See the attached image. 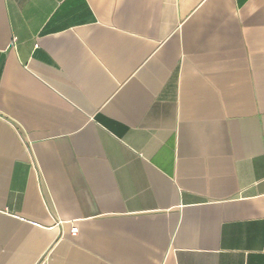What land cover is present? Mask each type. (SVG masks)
I'll return each mask as SVG.
<instances>
[{
    "label": "crops",
    "instance_id": "0c3cea01",
    "mask_svg": "<svg viewBox=\"0 0 264 264\" xmlns=\"http://www.w3.org/2000/svg\"><path fill=\"white\" fill-rule=\"evenodd\" d=\"M0 264H264V0H0Z\"/></svg>",
    "mask_w": 264,
    "mask_h": 264
},
{
    "label": "built area",
    "instance_id": "2783aa9c",
    "mask_svg": "<svg viewBox=\"0 0 264 264\" xmlns=\"http://www.w3.org/2000/svg\"><path fill=\"white\" fill-rule=\"evenodd\" d=\"M74 231H76V230H74Z\"/></svg>",
    "mask_w": 264,
    "mask_h": 264
}]
</instances>
